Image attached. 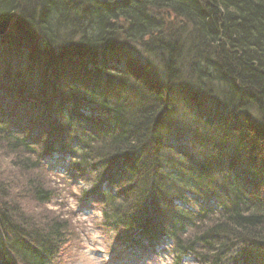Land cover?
I'll return each instance as SVG.
<instances>
[{
	"label": "trees",
	"instance_id": "obj_1",
	"mask_svg": "<svg viewBox=\"0 0 264 264\" xmlns=\"http://www.w3.org/2000/svg\"><path fill=\"white\" fill-rule=\"evenodd\" d=\"M11 15L0 264L63 256L68 220L23 203L59 198L51 172L90 184L79 206L138 258L264 264V0H0Z\"/></svg>",
	"mask_w": 264,
	"mask_h": 264
},
{
	"label": "rangeland",
	"instance_id": "obj_2",
	"mask_svg": "<svg viewBox=\"0 0 264 264\" xmlns=\"http://www.w3.org/2000/svg\"><path fill=\"white\" fill-rule=\"evenodd\" d=\"M173 15L171 16V18ZM150 60L156 62L150 58ZM215 87L218 95L226 93L222 84H209ZM57 156L52 158V166L62 172V164L56 163ZM9 158L0 152V172L6 178H13L15 187L21 186V179L11 169ZM49 159V158H47ZM49 187L60 194L52 204H42L34 200L24 201L25 210L35 219L41 220L45 216L58 215L68 220L71 225L72 237L64 247L57 264H172L171 253L162 254L150 258H138L122 246H118L115 231H107L103 225V217L100 211L81 207L77 202L82 190L90 188V184L79 181L76 185H66L62 176L51 172L48 175ZM54 201L57 203L54 204ZM22 203V205H23ZM71 236V235H70ZM69 236V238H70ZM113 249L115 251L113 252ZM185 264H197L192 257L185 258Z\"/></svg>",
	"mask_w": 264,
	"mask_h": 264
},
{
	"label": "water",
	"instance_id": "obj_3",
	"mask_svg": "<svg viewBox=\"0 0 264 264\" xmlns=\"http://www.w3.org/2000/svg\"><path fill=\"white\" fill-rule=\"evenodd\" d=\"M15 17V15H11L0 21V36H3L9 32L11 25L15 22Z\"/></svg>",
	"mask_w": 264,
	"mask_h": 264
}]
</instances>
